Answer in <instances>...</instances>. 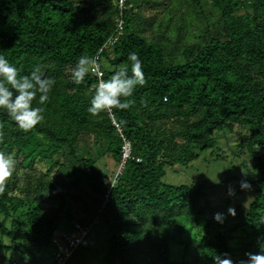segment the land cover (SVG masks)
Returning a JSON list of instances; mask_svg holds the SVG:
<instances>
[{
	"label": "trees",
	"instance_id": "16d2710c",
	"mask_svg": "<svg viewBox=\"0 0 264 264\" xmlns=\"http://www.w3.org/2000/svg\"><path fill=\"white\" fill-rule=\"evenodd\" d=\"M161 12L176 18L172 47L164 48L156 32L164 25ZM197 13L211 22L202 42L191 41ZM131 51L143 62L144 85L122 98L131 101L129 108L92 116L86 109L98 77L90 73L85 83L74 84L70 77L77 59L96 58L106 79L109 69L130 68ZM0 55L22 75L39 69L52 79L45 119L34 129L20 130L0 109V150L13 153L18 167L13 174L22 167L26 179L22 185L18 179L8 181L0 192V226L13 238L9 247L1 236L0 247L17 249V227L6 224L24 208L35 246L53 243L64 217L44 204L58 199L63 207L66 192L82 200L83 212L91 215L78 222L90 225L97 219L91 229L98 222L107 228L104 264H212V256L220 253L238 264L246 253L261 250L264 0H125L122 7L119 0H0ZM227 132L238 139L258 174L252 201L235 208L237 221L231 224L206 214L212 207L203 203L204 184L165 181L168 167L190 165L200 151L213 147L217 134ZM82 135L105 140L99 157L78 153ZM123 137L131 142V156L118 173ZM108 156L115 162L112 170L99 164ZM39 161L47 165L37 169ZM57 174L78 191L67 192L55 182ZM18 189L22 194H13ZM241 230L244 240L232 244ZM192 231L197 243L191 253L185 236ZM174 242L183 247L174 250ZM174 253L179 256L173 258ZM54 263L55 253L49 264Z\"/></svg>",
	"mask_w": 264,
	"mask_h": 264
},
{
	"label": "rangeland",
	"instance_id": "374dc122",
	"mask_svg": "<svg viewBox=\"0 0 264 264\" xmlns=\"http://www.w3.org/2000/svg\"><path fill=\"white\" fill-rule=\"evenodd\" d=\"M159 16H164V12H161ZM197 16V20L194 21L191 29V41L202 42V36L206 33L205 28H207L209 24L211 25V22L203 14L197 13ZM170 18L171 14L166 12L162 28L158 30V25L156 26L157 35L164 48L167 47V45L172 47V42L177 37V33L172 28L173 21L176 18ZM160 20L161 19L158 21ZM176 56L177 59L182 60L181 52L176 53ZM237 144L238 139L232 134L228 132L217 134L213 147H209L205 151H200L198 157L190 165L168 167L165 181L173 184L192 182L195 184H204L206 195L203 198V203L206 204L208 202L207 204L212 207L205 210L206 214L209 217H213L216 212H222L224 213V221L227 224L236 222L237 219L229 215L228 208H236L239 204L247 208L253 199L254 190L252 185L258 178V174L253 168V162L248 153L246 151H241ZM106 146L107 143L104 139L98 140L93 135H82L77 144V151L80 155L85 157H99L106 149ZM217 155L221 157H217ZM244 161L246 165H244ZM99 164L100 167L106 164L109 170H112L115 162L112 157L108 156L101 158ZM46 165L47 163L43 161H39L35 164L37 169ZM22 170L23 168L21 167L15 176L13 174L9 181L18 179L19 184L22 185L26 181ZM54 180L61 187H64L67 192H75L77 190L76 185L65 177L57 174L54 176ZM242 181H247L250 186L248 188H242ZM230 188L233 190L232 195L228 194ZM13 192V194H22L19 189ZM65 196L66 203L63 207L60 205L58 199L50 200L44 204L47 209L53 212L60 210L64 217L58 222L59 230L57 232L70 230L72 227V218L75 220H80L81 218L86 220L91 219L90 214H85L83 212L82 200H74L66 192ZM26 211L27 208H24L22 212L15 214V216L9 218L7 221L6 226L8 229L14 225L17 227L15 233L17 249L7 250L4 247H0V264H14V262H16V264H33V262L49 264L53 260L55 253V245L53 243L40 249L35 246L32 234L29 232L28 226L26 225ZM89 223H91V221ZM243 232L244 231L241 230L233 234L234 236L231 239V243L234 245L241 244L244 240ZM192 234L193 231L185 236L188 237L190 245L189 250L191 253L197 243V240L194 239V235ZM1 236L6 246L10 247L13 244V238L0 226V237ZM108 238L109 232L107 228L105 225L98 222L90 231L89 245L79 248L67 264H104L103 257L107 251ZM172 246L174 250H179L183 247V244L180 243L179 245L177 242H174ZM178 256L176 253L173 254V258H177Z\"/></svg>",
	"mask_w": 264,
	"mask_h": 264
},
{
	"label": "clouds",
	"instance_id": "9594fccd",
	"mask_svg": "<svg viewBox=\"0 0 264 264\" xmlns=\"http://www.w3.org/2000/svg\"><path fill=\"white\" fill-rule=\"evenodd\" d=\"M127 60L130 62V68L109 69L110 75L105 79L96 58L81 55L77 59L70 77L74 84L85 83L86 76L90 73H95L98 77L86 109L92 116L101 113L111 115L113 108H129L131 101L122 98L131 97L137 86L144 85L143 62L137 52H129ZM51 87L52 79L39 74V69L22 75L14 63L0 55V109L6 112L20 130L27 132L42 124L45 119L43 105L49 101ZM16 171L17 161L13 153L0 150V192L4 191L7 182ZM249 186L247 181L241 182L242 188ZM228 194H233L231 188ZM228 213L234 216L235 208L229 207ZM213 219L223 223L224 213L216 212ZM258 243L261 250L246 253V258L241 259L238 264H264V239L258 238ZM212 264L237 262H234L227 253H220L212 256Z\"/></svg>",
	"mask_w": 264,
	"mask_h": 264
},
{
	"label": "built area",
	"instance_id": "2783aa9c",
	"mask_svg": "<svg viewBox=\"0 0 264 264\" xmlns=\"http://www.w3.org/2000/svg\"><path fill=\"white\" fill-rule=\"evenodd\" d=\"M125 4V0H119V5L122 7ZM122 23L123 21L121 20L120 22V29H122ZM116 40L115 38H110L108 44L105 46H111L114 41ZM102 51V48H101ZM100 71L101 68H100ZM96 75L95 73H93ZM113 123L116 125L118 128L119 132L121 133V128L119 124L113 120ZM123 136V134L121 133ZM124 139V145H123V158H122V163L119 167L118 173H120L123 168L125 167L126 160L131 156V142L127 140L125 137ZM97 222V219L92 223L94 224ZM90 225H84L77 220H74L72 223V229L71 230H63L55 231L53 235L52 242L54 243L56 247V252H55V263L54 264H66V262L74 255V253L81 247H86L88 245V233L91 229ZM74 231V232H73Z\"/></svg>",
	"mask_w": 264,
	"mask_h": 264
}]
</instances>
